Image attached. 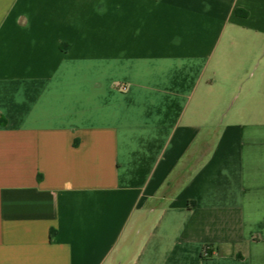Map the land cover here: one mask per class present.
Here are the masks:
<instances>
[{
  "label": "crops",
  "instance_id": "0c3cea01",
  "mask_svg": "<svg viewBox=\"0 0 264 264\" xmlns=\"http://www.w3.org/2000/svg\"><path fill=\"white\" fill-rule=\"evenodd\" d=\"M0 264H264V0H0Z\"/></svg>",
  "mask_w": 264,
  "mask_h": 264
},
{
  "label": "built area",
  "instance_id": "2783aa9c",
  "mask_svg": "<svg viewBox=\"0 0 264 264\" xmlns=\"http://www.w3.org/2000/svg\"><path fill=\"white\" fill-rule=\"evenodd\" d=\"M120 88H122V89H126V87H125L124 85H120ZM207 250L210 252V249H209V248H208ZM208 251H207V252H208Z\"/></svg>",
  "mask_w": 264,
  "mask_h": 264
}]
</instances>
